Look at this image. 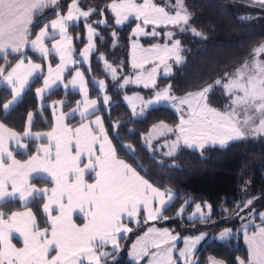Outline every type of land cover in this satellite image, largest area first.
Masks as SVG:
<instances>
[{"label": "snow or ice", "instance_id": "1", "mask_svg": "<svg viewBox=\"0 0 264 264\" xmlns=\"http://www.w3.org/2000/svg\"><path fill=\"white\" fill-rule=\"evenodd\" d=\"M264 11V0H249L248 5ZM60 0H0V85H4L11 96L10 100L0 105L5 115L17 103L30 81L39 78L43 73V65L35 63L28 56L27 50L37 53L39 58L48 60L50 56H58L59 63L49 60L47 75L43 76L42 86L36 88L38 97L62 82L63 74L68 69L73 56V37L68 33L70 25L85 21L87 30V46L80 56L87 62L95 48L94 39L99 34L88 22L92 15H102L103 11L89 8L84 10L79 0H71L66 14L60 9ZM114 16L116 25H123L130 17L136 23L132 29V37L161 35L158 28L177 29L180 33L188 31L191 15L184 0H168L158 4L156 0H111L106 6ZM47 9H53L55 19L44 23L36 18L42 16ZM42 27H39L40 24ZM94 23L107 24L106 20ZM152 28L149 31L148 26ZM39 27L33 37V28ZM51 30V31H50ZM195 36L202 33L191 28ZM176 31H165L166 43L152 44L142 47L134 39L131 45V67L135 76L123 77L120 87L130 83L143 85L153 89V97L141 101L140 114L145 108L160 103H169L179 114V122L169 126L161 122L153 126L157 137L174 135L166 156L172 157L181 146L193 150H204L206 147L227 146L230 142L248 138H264V42L254 46L248 56L234 71L225 72L212 84L185 93L177 97L171 92V85L157 88V74L161 65L164 74L171 71L170 59L176 64L184 61L181 41L175 39ZM59 37L57 39L56 37ZM115 36V33H113ZM46 41H52L51 47ZM13 55L16 62H9ZM104 59L101 55L98 60ZM27 61V62H26ZM146 65H151L146 68ZM104 71L110 72L112 79H120L117 68L104 61ZM79 89L84 99L77 102V107L70 113L61 112L55 116V124L48 132L32 133V113L27 114L29 128L22 134L17 133L6 124L0 122V264H102L109 256L113 257L120 250L119 234L132 229L123 223L125 217L138 218L146 213L145 223L149 220L169 217L163 212L169 206L173 194L169 189H161L150 183L132 165L119 159L112 140L104 127L101 116L88 120L94 114L98 100L89 99L84 73L79 69L68 82ZM98 83L105 94L102 102L109 104L104 80ZM65 88L68 84L64 85ZM219 87L227 99L223 108L213 107L209 102V94ZM132 107L133 115H137L136 104L131 97H125ZM63 106L64 102H59ZM81 104L83 105L81 107ZM79 111L81 122L78 127H71L65 120ZM113 127H119L117 123ZM23 138L45 140L25 160L16 158L10 142H15L19 149L27 154L28 145L22 143ZM153 135L148 137L151 147ZM98 146V147H97ZM130 147V146H129ZM45 180L51 187H38L33 180ZM37 199L44 201L42 205L43 223L37 222V215L29 207ZM19 202L23 211H4L3 206ZM249 199L237 215L252 205ZM209 214L206 216L200 204L196 212L201 220L210 219L211 205H206ZM183 208L179 210L182 214ZM55 213V214H53ZM82 216L83 223L77 224L74 214ZM254 214V210L252 213ZM264 221V212L258 214ZM137 222H139L137 220ZM233 235L232 229L220 233V239ZM206 237V233L194 237L183 238L184 247L177 249L175 241L180 239L168 228H149L144 237L132 245L131 256L137 262L149 256L148 264H197L193 259L198 244ZM244 242L247 245L246 258L237 257V264H264V223L257 225L255 231L249 233L248 225H243ZM18 239L20 246L13 243ZM109 244L112 252L104 251ZM150 248L157 251L149 252ZM174 251L178 256L173 255ZM210 264H224L212 258Z\"/></svg>", "mask_w": 264, "mask_h": 264}, {"label": "trees", "instance_id": "2", "mask_svg": "<svg viewBox=\"0 0 264 264\" xmlns=\"http://www.w3.org/2000/svg\"><path fill=\"white\" fill-rule=\"evenodd\" d=\"M70 2L71 0H60L63 6L60 9L61 13L66 12ZM110 2L111 0H79L81 8L102 10L103 14L88 18V22L92 23L99 34L95 38V51L91 55L89 67L84 68L82 64L76 66H81L83 69L90 97L98 100L99 108L93 115L102 116L117 156L132 165L155 186L161 189L168 188L176 195L174 201L163 212V215L169 219L141 222L132 227L128 235L120 238L118 252L120 256L115 260V264H136L128 259L130 244L140 232L152 224L167 227L183 236L200 231L216 234L228 225H232L235 231L232 238L222 242L209 238L199 246L195 256L197 264H208L209 257L220 259L225 264H237V257L243 259L247 256V248L240 231L245 222L240 219L242 212L237 215L238 210L249 199H252L253 203L244 210H250L251 213L254 210V214L245 220L249 221L253 217L257 221L256 214L264 210V138L234 141L225 147L211 146L200 151L183 147L171 159L176 162L175 166L161 163L159 157L144 145V135L156 123L176 125L179 122V115L171 107L159 105L149 108L144 117L135 118L124 101L125 91L118 88L117 81L107 76L102 61L98 60L100 54L114 65L120 66L123 75L130 72V40L132 29L136 24V21L132 20L123 26H117L113 14L106 8ZM184 3L191 15V24L202 33L203 38L193 35L192 32L180 33L174 29L177 33L175 38L181 41L184 49L182 54L185 59L181 64L173 66L169 76L160 77L157 84V88L171 85L174 95H184L212 84L225 72L235 70L254 46L264 42V11L255 6H246L249 3L247 0H184ZM52 13L53 9H47L36 19L47 23L55 18ZM97 20H106L107 24L97 25L94 23ZM42 26L41 23L39 27ZM39 27L33 28V37L35 32L39 31ZM68 30L73 37L75 56L78 58L86 44L85 21L70 25ZM164 40V36H156L144 38L143 42L152 44ZM27 54L33 60H41L30 50H27ZM8 60L12 64L16 62L13 55H10ZM3 63L4 60L0 59V64ZM71 73L72 70L67 76ZM42 79L43 76L34 79L30 83V88H26L21 99L6 115L0 110L1 122L14 131L22 133L26 127L27 114L31 112L32 131L50 130L54 124V114L50 106L52 102L65 99L63 112L72 110L77 106V102H80L79 92L66 91L62 87L44 95L40 102L35 90L42 85ZM96 79L106 81V92L110 97L108 106L103 104L99 88L93 83ZM134 90L144 89L137 87L127 89L129 92ZM10 99L9 91L1 86L0 105ZM224 100L225 96L219 87L214 88L209 94V102L214 107H222ZM68 122L77 125L81 120L72 117ZM117 123L119 127H113ZM37 144L38 142L34 140H28L27 154L16 151V158L27 159L35 153ZM32 183L51 187L45 180L37 179ZM43 203V200L37 199L29 204L37 215V222L41 227L45 226L42 219ZM204 203L211 205L210 219L190 220L186 217L196 204ZM184 205L185 208L180 214L179 210ZM2 210L21 211L24 208L17 201L5 204ZM129 225L133 226V223L129 222ZM111 259L112 256H109L106 263Z\"/></svg>", "mask_w": 264, "mask_h": 264}, {"label": "crops", "instance_id": "3", "mask_svg": "<svg viewBox=\"0 0 264 264\" xmlns=\"http://www.w3.org/2000/svg\"><path fill=\"white\" fill-rule=\"evenodd\" d=\"M164 1H168V0H164ZM248 2H249V0H247ZM138 2H142V0H138ZM111 3V2H110ZM109 3V4H110ZM156 3H158V4H165V2L164 3H162V2H159L158 0H156ZM84 10H87V9H84ZM62 14H66V12H64V13H62ZM55 19V18H54ZM132 20H135L133 17H130L129 18V20L128 21H126L123 25H125L126 23H128V22H130V21H132ZM80 21H84L83 19H81ZM48 22H50V20L48 21ZM47 22V23H48ZM136 23H138V21H136ZM123 25H117V26H123ZM135 26H136V24H135ZM135 26L133 27V28H135ZM151 28H152V26L151 25H149L148 26V30L150 31L151 30ZM158 29H165V28H163V27H161V28H158ZM168 29H172L171 28V26H169V28ZM167 29V30H168ZM174 29H172V31H173ZM51 31V30H50ZM97 32V31H96ZM68 33H69V35L72 37V35L70 34V32H69V30H68ZM85 37H86V44L84 45V47L82 48V50L85 48V46L87 45V30H86V33H85ZM147 37H152V36H140V37H132V35H131V40H130V72H128V73H126V74H124L123 75V73H121V75H120V84L123 82V77H125V76H127V75H131L132 77H134L135 76V70H133L132 69V67H131V52H132V48H131V45H132V42H133V40L134 39H136V40H138V43L142 46V47H144V48H148V47H150L152 44H156V43H159V44H164V43H166L167 41H166V38H165V40L164 41H158V42H154V43H152V44H144V42H143V39L144 38H147ZM34 38V37H33ZM57 39H59V37L57 36L56 37ZM96 38V37H95ZM177 39V38H176ZM46 43L48 44V46L49 47H51V43H52V41H46ZM94 43H95V39H94ZM73 49H74V41H73ZM95 49V48H94ZM94 49H93V51H94ZM81 50V51H82ZM93 51L90 53V55H89V59H88V61L87 62H85L84 61V58L82 57V58H80L79 57V60L76 58V56H75V50H74V52H73V56H72V60H76V61H78V63H76V64H73L72 63V61L70 60L69 61V64H68V69L65 71V73L63 74V80H62V82H59V85H65V84H67L66 83V81L68 80H66V78H68L69 76H67L66 74L70 71V70H72L73 72H72V76H74L75 75V70L76 69H79L81 72H83V69L81 68V66H79V67H77L76 65H80V64H82V66L84 67V68H87V67H89V63H90V58H91V55H92V53H93ZM36 55H38L37 53H35ZM80 55V54H79ZM183 55V54H182ZM10 56V55H9ZM49 60L50 61H52L53 62V64H52V66H53V68H55V64L56 63H59V58H58V56H55V55H53V56H50L49 58H48V60H44V59H42L41 58V60L40 61H37V60H33L35 63H41L42 65H43V73L42 74H38V76H46L47 75V64H48V62H49ZM27 62V61H26ZM15 63V62H14ZM168 63L171 65V71H170V73L168 74V75H165L164 74V68H163V65H161L160 66V68H159V70H158V74H157V84H158V79L160 78V77H167V76H169L171 73H172V70H173V66L174 65H179V64H176L175 63V61L174 60H172V59H170L169 61H168ZM4 64V63H3ZM151 67V65H146V68H150ZM84 73V72H83ZM71 76V77H72ZM34 79H36V78H34ZM33 79V80H34ZM32 80V81H33ZM84 80H85V82H86V85H87V80H86V77H85V75H84ZM98 79H96L95 81H97ZM112 80V79H111ZM32 81H30V83L32 82ZM68 82V81H67ZM96 84V83H95ZM1 86H4V85H0V87ZM42 86V85H41ZM40 86V87H41ZM97 86V85H96ZM5 87V86H4ZM133 87H137V88H144L143 87V85H138V84H134V83H130V84H128L127 86H125L123 89H130V88H133ZM63 88V87H62ZM64 89V88H63ZM120 89H122V88H120ZM122 89V90H123ZM150 89V88H149ZM26 90V89H25ZM67 90H70V91H77V92H79L78 90H75L73 87H72V85L70 84V85H68V87L66 88V91ZM87 90H88V97H89V99H94V98H91L90 97V95H89V89H88V85H87ZM172 92V91H171ZM24 93V92H23ZM23 93H22V95H21V97L23 96ZM49 92H45L44 93V95H46V94H48ZM80 93V92H79ZM173 94V93H172ZM44 95H43V97H44ZM174 95V94H173ZM127 97H131L132 98V96L130 95V94H127L126 95ZM126 96H124V101H125V103L127 104V106L130 108V110L132 111V107H131V104L129 103V101L128 100H126L125 99V97ZM175 96H177V97H182L181 95H175ZM184 96V95H183ZM21 97L19 98V100L21 99ZM38 97V96H37ZM43 97H38V99L40 100V102L42 101V99H43ZM132 102L133 103H135L136 104V108H137V103L133 100V98H132ZM40 105H42V103H40ZM159 105H165V106H169V107H171V105L169 104V103H160V104H157V105H154V106H152V107H155V106H159ZM98 106V105H97ZM77 107V106H76ZM152 107H149V108H152ZM214 107V106H213ZM149 108H145L144 109V111H145V114H146V112H147V110L149 109ZM172 109H174L173 107H171ZM98 109L96 108V110L94 111V113L97 111ZM175 110V109H174ZM71 111V110H70ZM61 112H62V110H61ZM65 113V112H64ZM133 113V112H132ZM93 115V114H92ZM96 115H99V116H101L100 114H96ZM96 115H93V116H91V115H89V117H88V120H94L95 119V116ZM179 115V114H178ZM134 116V115H133ZM145 116V115H144ZM143 116V117H144ZM73 117H77V116H73ZM69 118H72V117H67L66 118V120H65V123H67L69 126H71V127H76V126H79L80 124H77V125H73V124H71V123H69L68 122V119ZM101 118H102V116H101ZM80 119V118H79ZM81 120V119H80ZM102 120H103V118H102ZM1 122V121H0ZM103 123H104V121H103ZM161 123V122H160ZM160 123H156V124H160ZM156 124H154V125H156ZM166 124V123H165ZM153 125V126H154ZM169 125V124H168ZM170 126H172V125H170ZM175 126V125H174ZM104 127H105V125H104ZM18 133V132H17ZM147 134V133H146ZM145 136V135H144ZM24 139V138H23ZM23 139H22V141H23ZM110 139V138H109ZM248 139H250V138H248ZM42 142L43 143H46L45 141H43L42 140ZM25 143H27V142H25ZM231 143V142H230ZM229 143V144H230ZM15 142H10V147L14 150V147H15ZM216 146H218V145H216ZM38 147V146H37ZM98 147V146H97ZM219 147H221V146H219ZM186 148V147H185ZM198 151H200L199 149H197ZM35 154V153H34ZM119 158V157H118ZM18 159V158H17ZM119 159H121V158H119ZM123 160V159H122ZM126 162V161H125ZM127 163V162H126ZM129 164V163H128ZM150 182V181H149ZM151 183V182H150ZM165 189H168V188H165ZM163 190V189H162ZM170 190V189H169ZM171 192H172V194H173V198H172V200L169 202V205L174 201V199H175V197H176V195H175V193L171 190ZM187 204V203H186ZM185 204V205H186ZM185 205H184V207H183V210H184V208H185ZM197 205V204H196ZM196 205L194 206V208H193V210H192V212H190V213H188V214H186V217L188 218V219H190V220H193V219H197V218H200V213H197L196 212ZM201 205V207H202V211H205V215L207 216L208 214H209V209L207 208V206L205 205V203L204 204H200ZM210 212H211V209H210ZM261 212H264V210L263 211H261ZM261 212H259V213H261ZM258 213V214H259ZM53 214H55V213H53ZM258 214H256V216H257V221L255 220V219H252L251 221H249L248 223H247V225H248V231H249V233H251V232H253V231H255V229H256V226L257 225H260V224H262V223H264V221H262L261 219H260V217H259V215ZM145 218H146V213H143V214H141L138 218H127V217H125V219H124V221H123V223L126 225V227H128V228H130V229H133L132 227H134V226H137V225H139L141 222H143V223H145L144 221H145ZM78 219H82V216H81V214H79V213H75L74 214V220H75V222L77 223V224H82L83 223V219L82 220H78ZM137 220L139 221V222H137ZM154 221H156V220H149V221H147V223H149V222H154ZM129 222H131V223H133V226H131V225H129ZM159 228V229H163V228H167V227H161V226H157V225H154V224H152V225H149V226H147L142 232H140L139 234H138V236L137 237H135V239L132 241V243L130 244V248H129V250H128V259L130 260V261H132L133 263H136V264H148V261H149V259L151 258L150 257V255L149 256H145V257H143L139 262H137V261H135L134 259H133V257L131 256V252H132V245L134 244V243H136V241L139 239V238H141V237H144L145 236V233H147V231H148V229L149 228ZM254 229H253V228ZM169 229V228H168ZM253 229V230H252ZM170 230V229H169ZM172 231V230H171ZM240 231L242 232V234H243V227L242 228H240ZM131 232V231H130ZM130 232H122V233H120L119 234V236H120V238L121 237H123V236H126V235H128ZM173 232V231H172ZM221 232H223V231H219L218 233H216V234H210L209 232H207V231H200V232H197V233H194V234H188V235H180V234H178V233H175V232H173V234H176V235H178L179 237H180V239H177L176 241H175V245H176V248L177 249H181V248H183L184 247V243H183V238H185V237H194V236H197V235H200L201 233H206V237H205V239L204 240H202L201 242H200V244H198L197 245V247H196V249H195V252H194V257H193V259L194 260H197L196 259V256H195V254H196V251H197V249L199 248V246L202 244V243H204L207 239H215V240H217V241H226V240H229L230 238H232L233 237V235H234V230H233V235H231L230 237H226L225 239H223V240H221L219 237H220V233ZM120 238H119V241H120ZM15 242H17V243H19L18 242V239H16V240H13V243H15ZM243 242H244V237H243ZM119 244H120V242H119ZM244 245H245V247L247 248V245H246V243L244 242ZM104 251H108V252H112L113 251V249H112V245L111 244H109L105 249H103ZM155 251H157V249H155V248H150L149 249V252L151 253V252H155ZM119 252V251H118ZM118 252H116V254L118 253ZM115 254V255H116ZM173 255H174V257L175 256H178V252H176V251H174V253H173ZM212 258H215V257H209V259H208V264H210V260L212 259ZM216 260H220V259H217V258H215ZM220 261H222V260H220ZM103 262V261H102ZM224 262V261H223ZM224 264H225V262H224Z\"/></svg>", "mask_w": 264, "mask_h": 264}, {"label": "rangeland", "instance_id": "4", "mask_svg": "<svg viewBox=\"0 0 264 264\" xmlns=\"http://www.w3.org/2000/svg\"><path fill=\"white\" fill-rule=\"evenodd\" d=\"M174 2H175V0H174ZM173 2V3H174ZM71 3V2H70ZM168 3V2H167ZM83 9V8H82ZM89 9V8H88ZM66 12H67V10H66ZM188 27V32H191V28H194V26L191 24V19H190V22H189V25L187 26ZM168 30H171L172 31V29H168ZM167 29H157V31L158 32H160L161 33V35H159L158 37H163L164 36V33H165V31H168ZM174 31V30H173ZM165 37V36H164ZM176 39V38H175ZM158 42V41H157ZM87 46V45H86ZM85 46V47H86ZM94 51H95V49H94ZM93 51V52H94ZM101 56V54L99 55V57ZM103 56V55H102ZM79 57L80 58H82V56H78V60H79ZM103 58L104 59H100L101 61H102V63H103V68H104V61L106 60L105 59V57L103 56ZM108 63H110V64H112V66L113 67H116L117 68V75H118V77H120V75H121V71H120V69H119V67L120 66H118V65H114L113 63H111L110 61H108V60H106ZM234 71V70H233ZM73 72V71H72ZM106 72V71H105ZM106 74H107V76L110 78V79H112V76H111V73L110 72H106ZM67 75V74H66ZM72 76V73L69 75V77L68 78H66V80L69 82V80L72 78L71 77ZM127 76H131V75H127ZM99 80H104V79H98L97 80V82L99 81ZM113 80V79H112ZM66 81V83L68 84V85H70L68 82ZM105 81V80H104ZM114 81V80H113ZM115 81H117V86H118V88H122V87H120V80L119 79H117V80H115ZM105 84H106V81H105ZM95 85H97V87L99 88V86H98V83H96ZM58 87H63L65 90H66V88L63 86V85H59V82H58V86H54L51 90H49V91H46V92H51V91H53L54 89H56V88H58ZM124 88V87H123ZM122 88V89H123ZM75 90H78L79 91V89H78V87L77 88H74ZM141 89H144V90H134V91H127L126 89H123L125 92H124V96H126L127 94H130L131 96H132V98H133V100L137 103V108H136V111H137V115H135L134 117L135 118H142L144 115H145V111H143V113L142 114H140V109H141V101H140V99H138L137 97H143L145 100H147V99H149V98H152L153 97V92H154V90L153 89H146V88H141ZM172 91V90H171ZM99 94H100V96H101V100H102V97H103V95L105 94V92H102L100 89H99ZM106 94H107V92H106ZM108 95V94H107ZM185 95V94H184ZM80 102H82L83 101V99H84V97H83V95L82 94H80ZM109 96V95H108ZM181 96H183V95H181ZM60 101H63V102H65V99H58V100H56V101H54V102H52L51 104H50V106H51V109H52V111H53V114H54V124H55V116H58L60 113H61V110H62V106H61V104L59 103ZM110 102V101H109ZM225 103H227V99H226V97H225V100L223 101V106H224V104ZM99 105V104H98ZM105 105V104H104ZM83 105L81 104V107H82ZM106 106H108V105H106ZM223 106L222 107H220L221 109L223 108ZM76 108V107H75ZM99 108V106H97V109ZM74 109V108H73ZM63 112V111H62ZM70 112H72V110L71 111H67V112H65V113H70ZM73 116H77L78 118H80V113H79V111H77V112H75V114L74 115H71V116H68V117H73ZM81 119V118H80ZM32 120H33V114H32ZM53 124V125H54ZM156 125H158V124H156ZM170 126V125H169ZM76 127H78V126H76ZM29 128V124H28V120L26 121V127H25V130H27ZM30 129H31V126H30ZM24 130V131H25ZM51 130V129H50ZM50 130H46V131H37V132H48V131H50ZM23 131V132H24ZM22 132V133H23ZM31 132L32 133H36V131L34 132V131H32L31 130ZM22 133H20V134H22ZM152 134L153 135V139H152V141H151V147H149V145H148V143H147V141H148V137H149V134ZM175 137H174V135H172V134H169L167 137H163V136H160V137H157L156 135H155V133L153 132V126L150 128V130L147 132V134H145V136H144V138H143V143H144V145L146 146V147H148L150 150H151V152L154 154V155H157L158 157H159V160H160V162L161 163H163V164H165V165H169V166H175L176 165V162L174 161V160H171L172 159V157H169V156H166L165 155V153L168 151V147H166L165 146V141L166 140H168L169 142L172 140V139H174ZM250 139H254V140H256L257 138H250ZM28 140H33V139H30V138H24L23 139V141H21L22 143H24V144H27V143H25V142H27ZM245 140H247V139H245ZM249 140V139H248ZM34 141H36V142H38V144H37V146H39L41 143H43L42 142V140H34ZM43 141H45V140H43ZM46 143H47V141H45ZM219 146V145H218ZM184 146H181L180 147V149L178 150V151H180L182 148H183ZM14 151L16 152V151H21V152H25V150L24 149H19L18 148V146L17 145H15V147H14ZM177 151V152H178ZM38 187H43V186H38ZM44 187H49V186H44ZM245 190V188H243V191ZM247 202V201H246ZM205 205H209L208 203H205ZM25 210V209H24ZM223 210V209H222ZM21 211H23V210H21ZM203 213H205V211H203ZM251 213V211L250 210H244L242 213H241V216H240V219L243 221V225H245V224H247L249 221H251L252 219H253V217L249 220V221H247V220H245V218L247 219V218H249V216L250 215H252V214H250ZM210 215H211V212H210ZM245 220V221H244ZM247 221V222H246ZM243 225H242V227H243ZM241 227V228H242ZM225 229H232L233 230V228H232V225H228L227 226V228H224V229H222L221 231H224ZM14 240H16V239H14ZM15 243H17V242H15ZM17 245L18 246H20V244L19 243H17ZM119 256H120V253H117L116 255H115V260L117 259V258H119ZM113 263V257H112V259L109 261V262H107L106 264H112ZM102 264H105V262H102Z\"/></svg>", "mask_w": 264, "mask_h": 264}, {"label": "built area", "instance_id": "5", "mask_svg": "<svg viewBox=\"0 0 264 264\" xmlns=\"http://www.w3.org/2000/svg\"><path fill=\"white\" fill-rule=\"evenodd\" d=\"M235 1V0H234ZM238 1H242V0H238ZM245 2V1H244Z\"/></svg>", "mask_w": 264, "mask_h": 264}]
</instances>
